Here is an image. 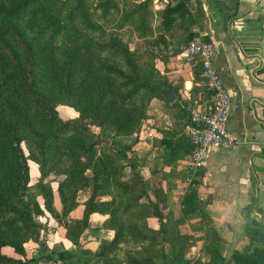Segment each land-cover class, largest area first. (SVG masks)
Returning <instances> with one entry per match:
<instances>
[{
    "label": "trees",
    "instance_id": "16d2710c",
    "mask_svg": "<svg viewBox=\"0 0 264 264\" xmlns=\"http://www.w3.org/2000/svg\"><path fill=\"white\" fill-rule=\"evenodd\" d=\"M186 2L168 1L155 10L153 0H0V264L37 260L26 257L24 243L31 239L47 248L48 229L40 220L45 215L65 229L79 264H90L80 237L93 213L105 215L101 225L113 231L95 250L98 260L108 263L117 258L116 264H166V259L173 264L224 263L211 242L206 246L207 262L184 257L191 242L178 231L183 219L176 218L172 210L164 212L167 195L161 186L150 185L143 178L133 148L146 107L154 99L166 101L159 90L176 93L171 104L165 103L167 111L180 100L179 85L155 68L153 60L163 47L162 60L167 62L195 36L191 27L200 22L201 13L191 14ZM23 14L35 20L31 33L15 21ZM178 18L181 29L176 25ZM173 40L186 43L173 49ZM191 66L194 78L204 83L198 103L209 102L212 92L201 76L200 64ZM59 105L72 107L78 117L64 118ZM181 110L189 123L191 108L187 111L182 106ZM87 119L97 126L108 125L113 142L101 144ZM116 137L131 140L116 146ZM178 138L180 154L173 147V153L168 151L170 160L192 150L186 134ZM172 140L162 139L167 145ZM29 160L37 165L35 186L41 202L29 192ZM126 168L130 176L125 175ZM51 174L59 177V209L54 205ZM198 174L193 175L194 183ZM85 188L89 195L82 216L72 217L70 213L79 205L78 193ZM198 202L194 188L184 193L181 215L206 220ZM149 217L156 218V229L148 225ZM4 247L18 256L6 254ZM67 257L59 253L62 263ZM229 262L264 264V231L251 236L242 249H234Z\"/></svg>",
    "mask_w": 264,
    "mask_h": 264
},
{
    "label": "crops",
    "instance_id": "0c3cea01",
    "mask_svg": "<svg viewBox=\"0 0 264 264\" xmlns=\"http://www.w3.org/2000/svg\"><path fill=\"white\" fill-rule=\"evenodd\" d=\"M191 2L198 5L201 13L200 22L191 27L194 37L203 35L216 45L214 65L232 100L227 128L237 138V144L231 149L211 146L205 165L197 170L200 173L197 183L193 182L195 172L186 166L189 155H175V159L170 160L168 153H173L172 148L176 147L175 153L180 154L181 147L176 146L180 141H176L181 133L185 134L187 124L180 119L182 117L175 121L169 117L165 126H157L162 128L147 126L144 139H138L133 148L140 159L141 175L149 180L150 185H157L154 182L156 175H162L158 186L163 188L168 200L164 212L174 209L182 212L183 194L191 188L197 192L198 206L207 219L197 217L198 221L194 223L182 213L174 215L182 217L177 225L178 231L189 236L191 242L184 257L207 262L210 255L206 246L211 242L224 259L223 264H231L232 251L242 249L251 236L264 231V0ZM179 52L167 62L160 61L161 69L156 68L173 85H179L180 100L175 107L168 108L182 115V106L188 111L202 98L204 83L194 78V67L191 62L180 58ZM154 100L160 101L164 108L165 103H172ZM182 100L184 103L180 102ZM165 136L173 138L170 145L162 141ZM139 149H143L142 158ZM175 176L188 181L187 184L180 187ZM169 195L176 197L175 206ZM95 214L101 216L102 223L106 216L93 213L90 219ZM147 223L153 229L158 227L154 217H149ZM110 232L108 238L113 236V231ZM166 261V264H173L168 259Z\"/></svg>",
    "mask_w": 264,
    "mask_h": 264
},
{
    "label": "rangeland",
    "instance_id": "374dc122",
    "mask_svg": "<svg viewBox=\"0 0 264 264\" xmlns=\"http://www.w3.org/2000/svg\"><path fill=\"white\" fill-rule=\"evenodd\" d=\"M168 1H178V0H153L154 9L160 10L161 8H163L164 4L167 3ZM186 1H187L186 7L188 8L189 12L191 14H194L195 16H198V12H197V10H199L198 5L192 4L193 2H191V0H186ZM15 21L27 33H31L35 29V20L31 18L28 14H23L19 18L15 19ZM180 22H181V19L178 18L176 21V25L181 29L179 25ZM174 31L175 30L173 28V33ZM185 43L186 41L181 42L178 40H173L171 42L173 49L182 47ZM158 52L162 55L164 54L165 49L161 47L158 49ZM161 55H159L156 59L153 60L155 68L157 66L158 68L161 69L163 66L162 63L160 62V61H163ZM180 102L184 103L183 100ZM161 104L162 103H160V101L158 100H152L151 104L148 107H146L145 112H144L145 116H143V118L141 119V127H140V131L138 135L139 140L144 139L147 126H152V127L162 126L163 127L165 126V123L167 121H170L169 120L170 118L173 121H175V119L179 117H182L180 118L181 120L182 119H184V121L187 120V115L186 116L179 115V113H176L173 110H169V111L164 110V107L163 105L161 106ZM58 110L64 118H77L79 115L77 111H75L72 107L67 106V105H59ZM86 122L88 123V126L91 129V131L96 132L97 138L98 139L100 138V140H102L101 144L106 145L105 143H108V141L113 142V139H112L113 132L109 129L108 125L97 126L95 124H92L91 123L92 121L90 119H87ZM162 127H157V128H162ZM123 140H126L129 142L131 139L130 137L125 138V139H120L116 137V142H117L116 146L119 145L120 142L125 143V141ZM98 147H99L98 149L101 150L100 145H98ZM110 148H112V143H110ZM138 151L141 152L140 158H142L143 149H139ZM188 161L189 159L187 158L186 164H188ZM28 164H29V174H30V182H29L30 191L29 192L32 193L33 195H36L39 202H41V197L38 196V190L35 186V183L37 182L38 177H39L37 165L31 160L28 161ZM125 175L130 176V173L128 172V168L125 169ZM161 176H162L161 173H158L156 175V179L154 180V182L155 183L157 182V185L160 184L159 181H160ZM58 178H59L58 176L53 175V174L49 176L50 185L52 187L53 195H54V205L57 209L60 208V202H59V198H58L57 191H56V188H57L56 180ZM174 179L180 187L185 186L188 182V181H182L179 177L177 178L176 176ZM88 195H89L88 188H85L78 193L77 199L79 201V205L71 213L72 216H76V217L81 216V211L83 209V202L84 200L87 199ZM169 200L172 201L173 203L177 201L176 197H174L173 195H169ZM175 204L176 203H174V206ZM175 213L178 215L181 212L175 209L172 210V214L175 215ZM188 218L191 219L194 223L198 221L197 217L192 216V215ZM40 220L46 223V226L48 229L47 248H43L39 246L36 242H34L31 239L27 240L24 243L26 257L27 258L29 257L37 258V260L31 262V264H64L69 261H71L73 264H79L80 263L79 255L76 252L73 244L65 237L64 228L58 225L49 216L45 215L41 217ZM204 224L206 226V222ZM110 235H111L110 230L103 228L101 225V216L97 214L93 215L89 227L83 232V234L80 237L81 245L85 250V254L88 257L90 264H116L117 258H113L111 259L110 262L106 263L104 260H98L97 257L94 256V252L97 249L100 241H102V238L109 237ZM2 250L6 254L14 255L16 257L18 256L16 253H14L12 248L4 247ZM59 253H62L65 256L68 255V257L64 260V263L61 262V259L59 258ZM121 255H122L121 251H118L117 257L120 258Z\"/></svg>",
    "mask_w": 264,
    "mask_h": 264
},
{
    "label": "built area",
    "instance_id": "2783aa9c",
    "mask_svg": "<svg viewBox=\"0 0 264 264\" xmlns=\"http://www.w3.org/2000/svg\"><path fill=\"white\" fill-rule=\"evenodd\" d=\"M216 45L203 35L191 39L179 52L187 62L200 64L201 76L211 90L209 102L196 103L190 110V122L184 127L191 141L189 170L196 172L205 165L211 146L231 149L237 138L227 128L232 109L230 93L214 65Z\"/></svg>",
    "mask_w": 264,
    "mask_h": 264
},
{
    "label": "water",
    "instance_id": "95a60500",
    "mask_svg": "<svg viewBox=\"0 0 264 264\" xmlns=\"http://www.w3.org/2000/svg\"><path fill=\"white\" fill-rule=\"evenodd\" d=\"M159 91L169 103L175 100L176 93L173 90L169 91L167 89L162 88Z\"/></svg>",
    "mask_w": 264,
    "mask_h": 264
}]
</instances>
